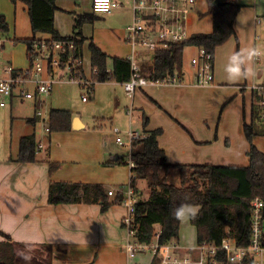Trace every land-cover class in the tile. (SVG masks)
I'll return each instance as SVG.
<instances>
[{
	"label": "crops",
	"instance_id": "obj_1",
	"mask_svg": "<svg viewBox=\"0 0 264 264\" xmlns=\"http://www.w3.org/2000/svg\"><path fill=\"white\" fill-rule=\"evenodd\" d=\"M237 1L242 9L235 22L236 36L215 52L213 84L196 83L194 62L199 59L198 54L192 67L184 60L177 72L182 79L180 84L148 85L130 98L123 82L116 79L98 82L90 95L93 103L95 100L96 105H100L103 100L107 101L117 116L125 111L128 116L131 111L133 116L135 109L141 110L142 122L144 113L148 114L150 122L146 130L163 129L158 142L171 164L247 166L250 143L244 125L252 124L256 106L259 116L263 115L253 86L264 84V54L249 62L254 71L250 77L230 78L226 69L233 53L252 48L264 53V21L260 16L264 15V0ZM93 2L56 0L58 10L55 13V28L62 36H75L80 30L85 37L82 69L88 78L92 76L91 43L110 58L127 59L132 52L126 42L132 10L124 7L111 14H95ZM84 14H95L98 19L79 29L76 18ZM0 15L4 16L7 26L6 31H0V77L5 78L9 67L21 71L28 66V46L22 40L35 37L49 41L51 35L33 34L28 7L21 1L14 4L11 0H0ZM213 28L214 18L209 12L208 1L197 0L188 23L190 34L211 33ZM50 61H44V77L56 78L53 92L25 99L23 91H31L29 86L35 89V85L17 84L13 95L6 99V105H0V242L9 238L16 243L20 264H161L150 253L135 258L127 256L123 247L127 240L123 225L127 208L123 202L112 205L107 211H102L100 203L52 205L48 202L52 181L103 185L107 194L111 190L116 193L115 196L107 195L113 200L132 177L130 166L106 165L108 161L123 157L116 152L123 146L117 143L115 132L103 129L102 125L97 129L95 120L85 121L69 107L60 106L64 103L62 92L59 94L61 89L56 92L54 89L56 85H69L66 84L69 73L56 68L58 73L54 74ZM55 62H59L57 56L53 65ZM109 65L112 72V60ZM203 98L209 110L211 104L213 107L217 103L219 107L230 106L223 117H217L216 112L204 111L205 105L202 110L196 108ZM83 103L88 104L89 99ZM40 109L45 112L46 119L38 116ZM53 109L72 112V130L47 131ZM229 109L232 114L226 113ZM74 119L78 122L74 123ZM177 121L184 124L188 132ZM208 124L212 126H206ZM130 130L125 133L127 140L121 136L122 131L120 133L125 142L129 141ZM32 134L36 135L38 146L43 144L37 151L38 161L20 163L17 161L20 139ZM52 162L61 166L50 174ZM192 239L187 240L183 235L182 242L178 240L177 256L196 254L198 244L192 245Z\"/></svg>",
	"mask_w": 264,
	"mask_h": 264
},
{
	"label": "trees",
	"instance_id": "obj_2",
	"mask_svg": "<svg viewBox=\"0 0 264 264\" xmlns=\"http://www.w3.org/2000/svg\"><path fill=\"white\" fill-rule=\"evenodd\" d=\"M16 4L23 2L28 7L33 34L45 33L51 35L53 41L74 42V49L65 48L60 53L62 69H66L73 59L83 62V44L85 37L82 32L74 36H62L55 28V13L58 10L56 0H11ZM209 12L213 14L214 28L211 33H197L183 43L171 45L169 49L158 50L153 66L146 69V74L153 79L161 80L172 76L183 66L184 52L187 47L204 48L215 58L218 47L226 44L236 36L235 22L242 5L237 0H225L220 5H214L215 0H207ZM98 19L95 14L79 15L76 27L81 29L85 23H93ZM5 18L0 15V31H6ZM22 42L28 46V58H34V47L41 43L35 37ZM92 79L98 82L117 80L125 82L131 78L132 68L128 59L110 58L94 43H91ZM113 61L112 72L109 61ZM83 66L77 71L83 74ZM84 75V74H83ZM257 94V93H256ZM258 96V95H257ZM258 107H255L253 122L244 125V132L250 143L247 155V166L226 165H178L167 160L166 152L158 142L163 129L147 131L149 115L144 113V135L132 141L130 162V179L137 193L136 222L138 225V240L151 243L157 233L161 244H169L179 240L182 220L176 219L171 211L182 203L200 207V211L191 218L197 229L198 243L220 244L225 238L236 239L240 245H247L250 238L252 223V201L260 198L264 201V152L254 144V126L260 121ZM263 119V118H262ZM73 114L71 111L53 109L50 113V131L65 132L72 130ZM179 125L188 132L181 122ZM33 123V121H31ZM37 138L35 134L20 139L17 161L20 163H35L38 161ZM106 165H130L125 158L119 157ZM61 166L60 163H50V174ZM144 181L148 190L143 194L140 182ZM107 189L103 185H93L73 182L52 181L49 188L48 202L59 204H101L102 211H107L112 205L123 202L122 194L110 200ZM16 243L11 239L0 242V264H16ZM159 262V256H155ZM241 264H253L245 260Z\"/></svg>",
	"mask_w": 264,
	"mask_h": 264
},
{
	"label": "built area",
	"instance_id": "obj_3",
	"mask_svg": "<svg viewBox=\"0 0 264 264\" xmlns=\"http://www.w3.org/2000/svg\"><path fill=\"white\" fill-rule=\"evenodd\" d=\"M197 0H94L93 11L95 14H111L117 9L129 7L133 18L128 27L127 43L132 48L128 56L131 63V78L123 82L126 94L133 98L135 93L148 85H176L182 83L177 73L167 76L161 80L153 79L147 75L146 69L155 63L158 50L169 49L171 45L183 43L191 38L188 23L192 13L196 9ZM75 37V36H74ZM74 49V42L46 41L36 43L34 47V58L29 60L28 66L21 71H15L9 67L5 78L0 77V105H6V99L14 93L17 84L25 86L33 83L35 89L23 91L25 99H34L47 96L57 82L53 76L44 77V61L51 60L53 73L57 74L56 68H61L60 53L65 49ZM59 62H55L54 58ZM259 57H256L258 59ZM82 65L81 61L73 59L66 68L72 83L78 84L84 93L82 100L87 101L88 95L94 91L96 81L92 78H83L77 71ZM196 66V83L199 85H211L214 83V57L204 48L199 50V59L194 62ZM253 91L257 93L259 106L264 115V84L254 85ZM38 116H44L41 109ZM130 117L132 114L130 112ZM264 118V117H262ZM47 131H50L47 128ZM116 141L123 147L132 148V141L139 138L140 134L130 130L129 141L125 142L120 136L121 131L115 128ZM42 145L38 147L40 151ZM134 166L130 162V167ZM123 196V203L127 208V214L123 219V225L127 233V240L123 247L129 258H135L142 253H150L154 257L159 253L163 255L161 264H241L245 260L253 261V264H264V201L255 198L252 201V223L250 227V238L247 245H240L236 239L227 237L220 244L203 242L195 248L196 256H177L179 246L177 243L161 244L160 234L151 243L138 240V225L136 222V205L138 197L131 181L127 186L119 189ZM109 196H115L114 191L108 192Z\"/></svg>",
	"mask_w": 264,
	"mask_h": 264
},
{
	"label": "rangeland",
	"instance_id": "obj_4",
	"mask_svg": "<svg viewBox=\"0 0 264 264\" xmlns=\"http://www.w3.org/2000/svg\"><path fill=\"white\" fill-rule=\"evenodd\" d=\"M92 9H93V7H92ZM263 12H264V10H263ZM260 16H261V20L264 21V15L261 14ZM126 41H127V36H126ZM199 50L200 49L197 48V47H187L185 49V52H184L183 65H184V60H185V62H188V64L192 67L193 60L197 58V56L199 54ZM109 67H110V65H109ZM186 70L187 69H186V64H185L184 71H186ZM83 74H81V76L83 78H88V77L85 76L84 71H83ZM89 78H92V76L89 77ZM66 81L68 82L66 84H69V85H65V86L56 85V87L54 89L55 92H56L57 89H61L62 90V91L59 90V94L62 92V97L64 99V103L60 104L61 107L62 106L69 107L71 109V111H73L79 117H83V119L85 121L95 120V122H96L95 125H96L97 129H100L101 125H102L103 129H106V130L111 131V132H114L115 128H119V130L122 131L121 136H123L126 140H127V137L125 136L126 135L125 133L129 129H132L133 131L139 132L141 136L144 135L143 122L140 119L142 117V115H141L142 111L141 110L135 109L134 110V115L130 119V116H128L126 111L123 112V113H120L119 114L120 116L114 115L115 114L114 110L109 106V104L105 100H103V102L100 105H96L95 100H94V103H93V98L91 97L92 95L91 96L88 95L89 103L85 104V103H83V100H82V93H84L83 90L78 85H76L74 83H70L71 81L69 79V74H68V79L66 78ZM29 89L31 91H33L34 90V86H29ZM51 92H53V91H51ZM205 98H208V96H206ZM205 98H203L202 101L199 102V104L197 105L196 108L198 110H202L203 109V106L205 105L204 104ZM129 102H130L129 105L131 106L130 99H129ZM229 106L230 105H227L225 107L224 104H223V105H221L219 107L218 103H217L213 107V105L211 104L210 110H209V109H207L208 107L205 105L204 111L207 109V113L214 114V112H216L217 113L216 114L217 117H223V115L225 114L226 109ZM222 109H223V112H222ZM130 112L131 111L128 112L129 115H130ZM231 112H232V110L229 109V110H227L226 113L227 114L228 113L232 114ZM131 114H132V112H131ZM111 117H113V118H111ZM43 118L46 119V114L42 117V119ZM42 119L40 118V121H42ZM206 126H212V125L208 124ZM38 128H39V132L41 133V130H42L41 123L38 124ZM254 131H255L254 138H253L254 144L256 145V147L259 150L264 152V118L260 119V121L256 122V125L254 126ZM37 133H38V131H37ZM42 146H43V144H42ZM38 147L39 146H37V149H38ZM116 152L119 153V155H122L125 158V162L126 163H130L131 160H130V148L129 147H127V146L126 147H118ZM129 166L130 165H128V167ZM145 185L146 184H145L144 181L140 182L139 190L143 194H146L148 192V190H147ZM138 198H140V197L138 196ZM197 208L200 211V207H197ZM183 235H184V237L187 240H189L190 238L193 237L192 245H196L198 243L197 229L192 224L191 218H186V219L182 220L180 233H179V241L180 242H182V236ZM177 242H178V240L176 242H174V243H177ZM17 256H18V254H17ZM158 256H159V260H161L163 258V255L161 253H159ZM194 256H196V254H194ZM24 261L25 260H23L22 262H24Z\"/></svg>",
	"mask_w": 264,
	"mask_h": 264
},
{
	"label": "clouds",
	"instance_id": "obj_5",
	"mask_svg": "<svg viewBox=\"0 0 264 264\" xmlns=\"http://www.w3.org/2000/svg\"><path fill=\"white\" fill-rule=\"evenodd\" d=\"M257 2V0H254ZM264 53L257 48L245 49L240 52L233 53L229 58L227 65V72L230 78L240 79L254 75V71L249 63L253 58L258 57ZM199 209L192 204L182 203L178 207L172 209L171 214L179 220L186 218H195Z\"/></svg>",
	"mask_w": 264,
	"mask_h": 264
},
{
	"label": "water",
	"instance_id": "obj_6",
	"mask_svg": "<svg viewBox=\"0 0 264 264\" xmlns=\"http://www.w3.org/2000/svg\"><path fill=\"white\" fill-rule=\"evenodd\" d=\"M225 2V0H215L214 1V5H216V6H220V5H222L223 3ZM78 119H74V123L75 122H78L77 121ZM18 257V256H17ZM16 264H20V260L17 258V262H16Z\"/></svg>",
	"mask_w": 264,
	"mask_h": 264
},
{
	"label": "bare ground",
	"instance_id": "obj_7",
	"mask_svg": "<svg viewBox=\"0 0 264 264\" xmlns=\"http://www.w3.org/2000/svg\"><path fill=\"white\" fill-rule=\"evenodd\" d=\"M153 66V65H152ZM259 103V102H258ZM42 145V144H41ZM40 146V145H39ZM38 150V149H37Z\"/></svg>",
	"mask_w": 264,
	"mask_h": 264
}]
</instances>
